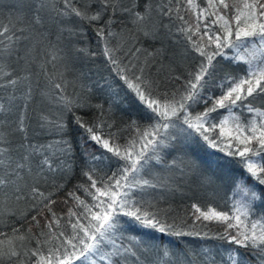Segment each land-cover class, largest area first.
I'll return each mask as SVG.
<instances>
[{"label":"snow or ice","instance_id":"obj_1","mask_svg":"<svg viewBox=\"0 0 264 264\" xmlns=\"http://www.w3.org/2000/svg\"><path fill=\"white\" fill-rule=\"evenodd\" d=\"M257 41L264 53V0H0V217L21 224L0 231V264H264V216L251 219L264 204V59L226 51ZM129 97L141 115L124 121V136L111 130ZM38 98L59 114L29 111ZM78 158L116 168L82 167L61 216L54 197ZM217 180L242 198L228 211L198 201L185 210L193 224L223 225L221 249L185 247L181 238L209 234L186 231L172 204L189 184Z\"/></svg>","mask_w":264,"mask_h":264},{"label":"trees","instance_id":"obj_2","mask_svg":"<svg viewBox=\"0 0 264 264\" xmlns=\"http://www.w3.org/2000/svg\"><path fill=\"white\" fill-rule=\"evenodd\" d=\"M6 3H11L12 0H5ZM4 15L7 16V10H4ZM7 21L5 20V23ZM89 36H91V33H89ZM259 42H256V49L254 50L251 43H246L244 46L240 47L239 49H230L226 50L230 56H243L245 60L252 59L253 63L259 64L262 59H264V53H261L259 50ZM253 52H255V57H253ZM190 60V58H189ZM188 61H184L182 58L178 56V63L183 67ZM98 63L100 61L98 60ZM233 67L236 68H246L247 65L244 61H240L238 64H233ZM103 74L105 76H108V72L104 69H101ZM238 75H243V73H238ZM67 79L69 81L72 80V76L68 75ZM41 86L43 87V77H41L40 80ZM68 93H72L73 89L71 87L68 88ZM216 94L219 95V89L217 88ZM4 97L7 96V93L2 94ZM121 95H124V92L121 91ZM125 103L128 105L127 109L124 111H117L116 113V120H117V128L112 129L111 131L118 132V134L128 136L130 133L124 132L120 133L119 129H122L124 127V121H128L131 118L138 119L141 115L140 110L137 108V106L131 102V97L128 98V100L125 101ZM255 106L260 107L264 109V98H257L255 101ZM43 107L45 111H48L49 114L52 116V118H55L58 113V107L54 103H44L41 104L39 102V98L37 99V102L34 103L29 111H32L33 109H39ZM197 111H203V104H201ZM236 114H241V120L244 122H247L248 119L251 118L250 113L244 111L243 109H235ZM228 112L225 109H220L217 113H214L213 116L216 118L217 122H219V119L223 116H227ZM141 124H147V121L140 120ZM231 125H229L230 127ZM186 127V126H185ZM104 131L107 133L109 129H104ZM39 140H45V137H37ZM47 139H52V137H48ZM257 160V162H262L260 158H253ZM239 157L234 158L233 164L230 169V174L239 175V171H237L239 165H238ZM151 163V162H150ZM82 167H90L98 170L99 175H104L107 173L108 175H111V171H114L116 168V161L112 160L109 162L108 160H97L92 161L91 159H80L78 158L76 160V166L74 173L69 177V182L66 185V188L59 193L56 194L54 197L57 201V204L55 205L56 211L58 215L65 216L68 208L73 206V202L69 201V203L66 205L63 203L67 192L69 190H72L74 185L78 183L85 182L86 178L82 177L80 175V169ZM143 174V173H142ZM147 178V177H145ZM251 183V181H249ZM229 181L227 180H217L212 185H199L198 183H191L189 184L185 190H184V199L183 203H180L181 198L178 196L176 198V202L172 204L173 207H176L179 205L178 212L179 215L184 218L185 225L184 229L186 231L194 230L199 231L202 234L208 233L209 238H199V237H184L181 238V244L185 247L193 248L199 250L200 247H207L213 249V251H218L221 249V245L223 244L222 241L215 238L216 234L219 232H222L223 225L217 224L214 222H196L195 224L192 223L193 218L186 214L185 206L190 205L193 202H199L201 205H203L205 208L207 206H213L216 207L218 210H224L228 211L233 201L240 200L242 196L240 194L234 193V191L228 187ZM94 191V189H93ZM77 195L80 196L82 199H85L86 202L91 203V197L87 196L83 191H78ZM158 195V192H153L151 189L145 190L143 193L144 200H152L155 196ZM169 203H172L171 200H169ZM163 207H166L167 205H161ZM16 209L17 215L27 210L28 205L27 204H20V205H14L13 206ZM254 215L251 217V219H260L262 216H264V204H259L257 202V205L253 208ZM32 215H35L36 213L33 211L31 213ZM30 219V217H29ZM171 222V221H169ZM24 228L28 227L27 222L22 221ZM44 223V219L41 218V224ZM11 225H15L16 227H20L21 224H17L14 218H9L8 216L0 217V231H3L7 235L11 236ZM35 231V229H34ZM126 235V233H125ZM120 236L121 234L118 232L115 235V239L117 243H120ZM173 240L175 241V238H166V240ZM125 244H127V240L124 241ZM107 250H111L108 248ZM155 257V254H153Z\"/></svg>","mask_w":264,"mask_h":264}]
</instances>
